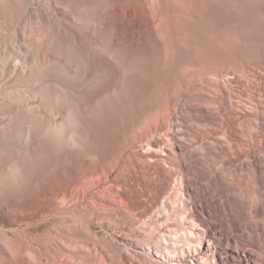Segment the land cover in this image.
<instances>
[{
    "label": "bare ground",
    "instance_id": "1",
    "mask_svg": "<svg viewBox=\"0 0 264 264\" xmlns=\"http://www.w3.org/2000/svg\"><path fill=\"white\" fill-rule=\"evenodd\" d=\"M260 69L264 0H0V264H136L87 235H34L49 216L124 223L168 211L174 189L175 224L206 218L180 190L202 207L219 171H264Z\"/></svg>",
    "mask_w": 264,
    "mask_h": 264
},
{
    "label": "rangeland",
    "instance_id": "2",
    "mask_svg": "<svg viewBox=\"0 0 264 264\" xmlns=\"http://www.w3.org/2000/svg\"><path fill=\"white\" fill-rule=\"evenodd\" d=\"M247 79L251 81L255 108L264 110V70L253 72ZM229 85L236 99L243 103L245 88L235 82ZM192 123L198 126L197 122ZM239 130L245 132L243 127ZM261 130L262 123L258 121L251 129L253 139L261 137ZM229 136L228 132L225 133L223 141L231 142ZM191 139L188 136L186 141ZM239 148L250 149L244 144ZM263 157V153H256L252 161L261 163ZM205 185L208 193L202 200V207L186 191H179L189 210H206V218L199 213L192 223H174L182 208L171 205L175 198L172 189L164 198L168 211L160 208L161 213L149 217L139 218L133 212L124 223L110 218L91 222L82 215L66 213L49 216L43 225L31 230L34 235L50 229H65L68 237L87 235L111 257L118 259L127 255L136 264H264V171L240 164L219 171L205 181ZM0 217L5 222L3 216ZM191 237L197 239L188 243ZM87 259L95 260L94 255Z\"/></svg>",
    "mask_w": 264,
    "mask_h": 264
}]
</instances>
